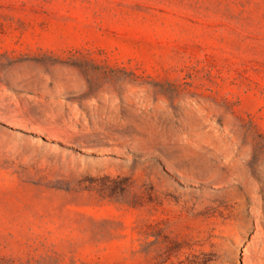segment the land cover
<instances>
[{
    "label": "rangeland",
    "instance_id": "1",
    "mask_svg": "<svg viewBox=\"0 0 264 264\" xmlns=\"http://www.w3.org/2000/svg\"><path fill=\"white\" fill-rule=\"evenodd\" d=\"M0 264H264V0H0Z\"/></svg>",
    "mask_w": 264,
    "mask_h": 264
}]
</instances>
